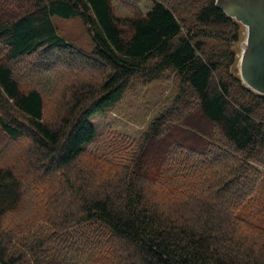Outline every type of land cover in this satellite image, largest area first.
<instances>
[{
	"label": "trees",
	"instance_id": "16d2710c",
	"mask_svg": "<svg viewBox=\"0 0 264 264\" xmlns=\"http://www.w3.org/2000/svg\"><path fill=\"white\" fill-rule=\"evenodd\" d=\"M151 2L118 16L113 0H0V134L27 141L0 163V264H264V227L238 215L264 174V95L232 70L240 25L215 0ZM52 16L79 17L91 52ZM30 55L46 83L55 62L80 67L53 113L15 79ZM165 72L178 90L136 149L87 150L89 117Z\"/></svg>",
	"mask_w": 264,
	"mask_h": 264
},
{
	"label": "rangeland",
	"instance_id": "374dc122",
	"mask_svg": "<svg viewBox=\"0 0 264 264\" xmlns=\"http://www.w3.org/2000/svg\"><path fill=\"white\" fill-rule=\"evenodd\" d=\"M151 3V0H138L135 6L130 7L121 1L113 0V11L118 16L144 13L151 6ZM52 21L60 36L77 48L85 52H91L93 49L92 40L88 34L87 26L79 17L52 16ZM239 25V39L231 46L235 51V57H237L232 66V70L235 71L236 75H238L236 65L241 50L240 44L246 34L245 27L240 23ZM207 41L210 45L216 47L219 43L216 38ZM57 56V53L51 55V60L57 59ZM35 62H38V60L34 55L22 57L13 62L15 79L23 89H27L29 86L38 89L43 94L46 112L53 113L54 103L59 94H57L58 89L66 87L65 80L72 83L69 78L76 71L78 72L80 67L78 64L74 66L73 62L71 67L60 65V61L55 62V67L49 70L51 82L46 83L48 72L40 68L37 69ZM177 90L178 80L172 72H165L162 77L149 83L140 78H134L125 90L123 97L112 108L89 117L96 134L92 142L86 144L85 147L87 150L94 152L95 155L105 156L106 158L118 155L122 151H128L129 153L132 148L135 150L149 122L156 113L168 106ZM23 145H27L26 140L23 142L12 141L0 134V163H9L19 153ZM33 199L35 198L29 199L27 204L33 205ZM13 215L14 212L9 214V216ZM238 215L264 227V174L253 197L240 206ZM21 247L24 249L23 246ZM27 258L29 262H33L30 254Z\"/></svg>",
	"mask_w": 264,
	"mask_h": 264
},
{
	"label": "water",
	"instance_id": "95a60500",
	"mask_svg": "<svg viewBox=\"0 0 264 264\" xmlns=\"http://www.w3.org/2000/svg\"><path fill=\"white\" fill-rule=\"evenodd\" d=\"M215 6L245 27L236 71L245 87L264 95V0H215Z\"/></svg>",
	"mask_w": 264,
	"mask_h": 264
}]
</instances>
